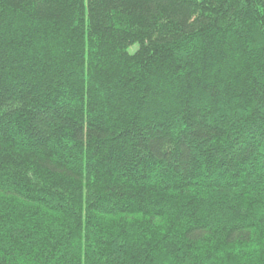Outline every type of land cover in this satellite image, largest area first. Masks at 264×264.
<instances>
[{
	"label": "trees",
	"instance_id": "trees-1",
	"mask_svg": "<svg viewBox=\"0 0 264 264\" xmlns=\"http://www.w3.org/2000/svg\"><path fill=\"white\" fill-rule=\"evenodd\" d=\"M0 264H264V0H0Z\"/></svg>",
	"mask_w": 264,
	"mask_h": 264
}]
</instances>
